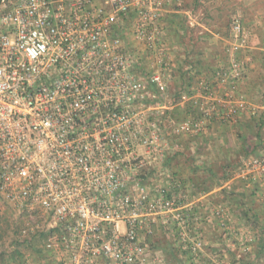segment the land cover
Returning a JSON list of instances; mask_svg holds the SVG:
<instances>
[{"label": "rangeland", "instance_id": "rangeland-1", "mask_svg": "<svg viewBox=\"0 0 264 264\" xmlns=\"http://www.w3.org/2000/svg\"><path fill=\"white\" fill-rule=\"evenodd\" d=\"M140 8L159 19L147 30L136 14L126 15L120 37L126 45V98L114 104L121 108L104 130L122 142L116 145L115 197H108L120 215L116 223L124 226L134 208L126 205L128 194L137 216L148 222L144 240L166 264H240L242 258L264 264V250L253 241L259 225L252 219L264 223V198L256 191L249 199L239 196L254 187L243 177L244 161L222 180L224 164L243 154V133V145L260 144L257 155H264V125L261 140L248 134L255 122L242 130L246 119L264 112V0H163ZM233 106L232 122H222ZM194 121L197 131L183 129ZM162 191L178 193L181 204L192 206L200 216L195 229L181 236L163 222L164 214L151 205ZM36 220L35 233L22 231ZM55 224L54 214L0 210V264H63L57 247L46 246L57 237L48 231ZM196 240L200 248L193 251ZM96 264L111 262L99 256Z\"/></svg>", "mask_w": 264, "mask_h": 264}, {"label": "built area", "instance_id": "built-area-1", "mask_svg": "<svg viewBox=\"0 0 264 264\" xmlns=\"http://www.w3.org/2000/svg\"><path fill=\"white\" fill-rule=\"evenodd\" d=\"M162 1L0 0V210L54 214L48 231L58 233L46 246L57 247L63 264H96L99 256L111 264H166L144 240L148 222L128 194L134 208L124 226L116 223L108 197H115L122 142L104 132L121 108L114 104L126 98V15L148 30L159 15L140 6ZM227 110L223 121L237 107ZM199 127L185 122L183 129ZM244 162L243 177L264 198V155ZM162 193L151 205L165 224L181 236L199 225L178 193ZM214 213L221 223L222 210ZM37 223L22 231L35 233ZM192 244L197 251L201 242Z\"/></svg>", "mask_w": 264, "mask_h": 264}, {"label": "trees", "instance_id": "trees-1", "mask_svg": "<svg viewBox=\"0 0 264 264\" xmlns=\"http://www.w3.org/2000/svg\"><path fill=\"white\" fill-rule=\"evenodd\" d=\"M188 108H192V106H188ZM196 114H200V113H198V112H196ZM262 115H260V117H256V116H251L250 118H248V119H246L245 120V125L243 126V131H246L247 129L248 130H251L252 128H251V124H250V121H253V122H255V127L253 126V129L254 130H251V132H249L248 134H250V137H252V135L255 137V138H259L260 140H261V131H262V129H263V125H264V118H263V115H264V112H262L261 113ZM210 120H212V119H210ZM222 122H224V123H231L232 121L231 120H229V121H223V120H221ZM241 136V135H240ZM247 136L248 135H246V137H244V133H243V137H242V142H241V144H240V147L239 148H241L242 150H244L243 151V154H242V156L241 157H234V158H232L231 160H229V161H227L224 165V171H223V173H222V177H223V181L227 178V176H228V169H230V168H232V167H234V166H236V165H238L239 163H242L243 161H245L246 159H248V158H246L248 155H250L251 153L252 154H254V155H252V156H260V155H257V147L258 146H260V144H254L253 146H244L243 144L245 143V141L247 140ZM263 143V140H262V142H261V144ZM249 157H251V156H249ZM246 158V159H245ZM253 185H255V184H253ZM204 191H206L205 189H204ZM255 191H256V187L254 186L253 188H251V191L248 193V192H246V189L245 190H243V191H240V197L242 198V199H244V198H247V199H249V194L251 195V194H255ZM229 192H231L232 193V191H230L229 190ZM165 195H167V196H171L172 195V193H168V192H165L164 193ZM242 204H244L243 202H242ZM248 208L246 207L245 208V210H244V213L245 214H248ZM193 211H195V210H193ZM253 220H254V223H256L257 225H259L258 227H259V232H258V234H256V237H257V239L255 240H253V241H255V243H258L257 245L259 246V252H262L263 250H264V223H262V222H260V219L258 220L257 218H252ZM238 260H240V259H238ZM240 264H253L252 262H251V260L249 261V260H245V259H241L240 260Z\"/></svg>", "mask_w": 264, "mask_h": 264}]
</instances>
